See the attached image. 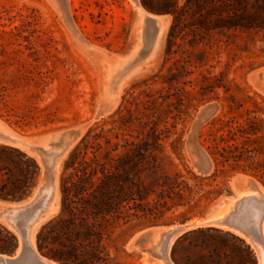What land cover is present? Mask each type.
Masks as SVG:
<instances>
[{
  "label": "rangeland",
  "instance_id": "obj_1",
  "mask_svg": "<svg viewBox=\"0 0 264 264\" xmlns=\"http://www.w3.org/2000/svg\"><path fill=\"white\" fill-rule=\"evenodd\" d=\"M143 8L165 14L152 51ZM171 24V15L142 0H0V131L65 150L54 176L57 207L33 226L35 247L42 227L60 214L71 155L121 157L125 143L145 139L154 121L163 146L158 174L186 181L192 195L161 219L120 224L105 241L109 264H259L248 238L203 224L177 235L168 260L163 232L151 229L228 202L237 186L254 184L264 195L263 33H215L191 44L183 31L170 42ZM45 182V169L25 146L0 141V214ZM252 209L244 207V216ZM17 239L0 217V252L14 251Z\"/></svg>",
  "mask_w": 264,
  "mask_h": 264
},
{
  "label": "trees",
  "instance_id": "obj_2",
  "mask_svg": "<svg viewBox=\"0 0 264 264\" xmlns=\"http://www.w3.org/2000/svg\"><path fill=\"white\" fill-rule=\"evenodd\" d=\"M142 1L147 8L172 16L170 42L183 31L192 36L191 44L224 32L264 36V0H184L182 5L164 0L157 7L153 0ZM152 123L145 139L127 141L126 153L111 161L71 155L65 167L71 171L61 178L60 214L37 236L43 255L65 264H109L105 241L120 224L138 217L161 219L192 195L186 181L158 174L157 152L163 146Z\"/></svg>",
  "mask_w": 264,
  "mask_h": 264
},
{
  "label": "water",
  "instance_id": "obj_3",
  "mask_svg": "<svg viewBox=\"0 0 264 264\" xmlns=\"http://www.w3.org/2000/svg\"><path fill=\"white\" fill-rule=\"evenodd\" d=\"M145 10L148 12V15L143 20V22H145V24L147 25L146 48L149 51H152L154 49L153 48L154 44L151 42L152 39L150 37H154L156 35L158 29V20H159L158 18L165 14L157 13L147 9ZM6 139L12 141H21L22 144L25 146V149L31 154H33L36 158H38L39 161L41 162L43 168L45 169L46 182L55 180L54 176L58 169L56 167V163L58 160L62 159L65 150L54 153L52 151V148L56 146L53 144L47 143L48 146H45V143L37 144L28 138H24L12 133H6L0 131V141L6 142L5 141ZM40 188H41V183L37 184L35 191ZM246 191L260 192L256 190V186L254 184L237 186L233 192H230L227 195V199L229 200L228 202L222 201L218 203L214 208L203 212L201 215L197 217H189L184 219L183 221H176L173 223L156 224L152 226L151 229L157 231V229L155 228H160L158 230L162 231L164 236L167 235L168 237H170L178 232L184 231L186 229L195 226L201 227V224H203V226H208V227L224 228L237 235H243L244 237L249 239L258 238L260 235L259 224L262 217H259V219L257 220L258 222H256L255 218L252 217L251 212L249 213V216H244L243 208L249 205L250 202L252 201L249 198V196H243L242 198L238 199V194ZM31 197L32 196L28 197L25 201L29 200ZM233 199L235 200L237 199L235 210L230 211L229 213H225L224 210L227 207V204ZM6 210H4L0 214L1 218L2 215L6 212ZM152 230H147L142 233H138L137 235L134 236L133 239L138 241L140 238L151 233ZM16 232L18 233V239L14 251L0 252V255H6L8 257L9 262L12 264H24L23 263L24 260L29 261L31 264H46L41 261L40 257H32L30 255L29 253L30 250L29 247L27 246V240L25 239L26 237L25 232H23L20 228H17ZM20 245H21V256H23V259L18 260L16 256H17V249ZM38 253L41 257H45L50 261L54 262L55 264H65L43 255L39 250Z\"/></svg>",
  "mask_w": 264,
  "mask_h": 264
},
{
  "label": "bare ground",
  "instance_id": "obj_4",
  "mask_svg": "<svg viewBox=\"0 0 264 264\" xmlns=\"http://www.w3.org/2000/svg\"><path fill=\"white\" fill-rule=\"evenodd\" d=\"M147 15H148V12L146 10L141 11V16H142L141 21H140L141 23L143 22V20L145 19ZM158 19L159 20H158L157 33L154 37H150L152 39L151 42L154 44V46L159 37L162 27L166 26V22L164 21V15L160 16ZM142 39L144 40V38ZM117 93L118 91L114 88L113 92H111L112 98H115ZM5 141L24 146L21 141H12L8 139H6ZM53 152L56 153V151H53ZM57 164H58V161L56 163V167L58 168ZM243 196H249V198L252 201L250 202L249 205L253 207L251 211V215L253 218H255V221L258 222L257 220L259 219V217H262L260 224H259V227H260L259 237L252 238V239L248 238V239L251 241L252 245L255 247L257 251V256L259 257V264H264V228H263L264 227V195L256 193L254 191L253 192L246 191V192H241L240 194H238V199L242 198ZM55 200H56L55 186H54V180H52L50 182H46L42 184L38 193L34 195L33 197H31L29 200L24 201L22 203L13 202L12 204H10V207H8L6 212L2 215V219L6 221L7 223H9L10 225H12L16 230L17 228H20L23 232H25V236H26L25 239L27 240V246L29 247L30 255L32 257H40L41 261L46 264H55V263L39 255L38 250L34 245L32 228L35 225V223L42 217L43 213L49 214L56 210L57 205H55ZM233 200L234 202L231 205L230 211L235 210V207H236L235 205H236L237 199L236 200L233 199ZM182 232L183 231L178 232L170 237L166 235L164 238L165 239L164 242L159 240L160 242H163V254L162 255L165 256L168 260H169L168 258L169 248L171 244L173 243V241L175 240V238L177 237V235H179ZM16 258L18 260L23 259V256H21V245H20L19 250H17ZM23 263L31 264L27 260H24ZM169 263L172 264L170 260H169ZM0 264H12V263L9 262L8 257L6 255H0Z\"/></svg>",
  "mask_w": 264,
  "mask_h": 264
}]
</instances>
